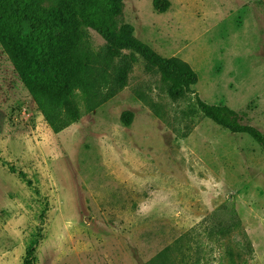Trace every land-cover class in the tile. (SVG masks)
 Wrapping results in <instances>:
<instances>
[{
  "label": "rangeland",
  "instance_id": "rangeland-1",
  "mask_svg": "<svg viewBox=\"0 0 264 264\" xmlns=\"http://www.w3.org/2000/svg\"><path fill=\"white\" fill-rule=\"evenodd\" d=\"M123 2L120 23L195 70L193 93L171 98L140 56L118 88L119 57L89 29L101 93L55 133L0 45V264H23L29 247L35 264H149L182 235L189 255L220 264L244 233L254 252L235 264H264V145L197 108L227 106L264 132V0ZM232 205L240 232L201 233Z\"/></svg>",
  "mask_w": 264,
  "mask_h": 264
},
{
  "label": "trees",
  "instance_id": "trees-1",
  "mask_svg": "<svg viewBox=\"0 0 264 264\" xmlns=\"http://www.w3.org/2000/svg\"><path fill=\"white\" fill-rule=\"evenodd\" d=\"M123 6V0H0V45L55 133L93 110V98L101 93L105 76L91 47L89 29L106 40L109 57H119L114 77L118 88L126 85L128 73L140 56L148 70L161 75L171 98L180 100L193 93L192 86L198 81L195 70L179 58L162 57L138 39L131 24L118 20ZM84 101L88 102L85 111L81 108ZM197 108L217 124L232 132L247 133L264 145V132L242 125L233 109L210 105L200 98ZM212 219L201 232L209 238L220 241L240 232L234 205L213 212ZM187 238L182 235L176 239L149 264H202L201 257L184 250L182 240ZM243 239L237 253L229 248L220 264L225 258L235 264V258L254 252L246 233ZM23 264H35V247H29Z\"/></svg>",
  "mask_w": 264,
  "mask_h": 264
}]
</instances>
